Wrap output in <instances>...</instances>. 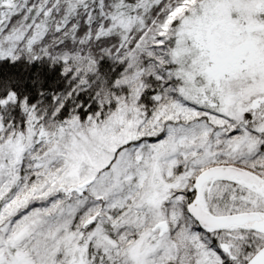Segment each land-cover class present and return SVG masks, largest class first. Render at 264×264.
Segmentation results:
<instances>
[{
  "label": "snow or ice",
  "instance_id": "obj_1",
  "mask_svg": "<svg viewBox=\"0 0 264 264\" xmlns=\"http://www.w3.org/2000/svg\"><path fill=\"white\" fill-rule=\"evenodd\" d=\"M0 264H264V0H0Z\"/></svg>",
  "mask_w": 264,
  "mask_h": 264
}]
</instances>
